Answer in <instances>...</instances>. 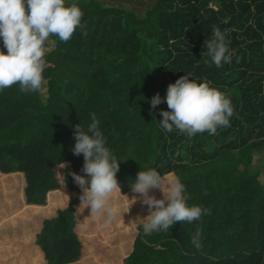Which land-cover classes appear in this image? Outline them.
<instances>
[{"label":"trees","instance_id":"trees-1","mask_svg":"<svg viewBox=\"0 0 264 264\" xmlns=\"http://www.w3.org/2000/svg\"><path fill=\"white\" fill-rule=\"evenodd\" d=\"M72 3L86 28L67 43L50 36L42 89L0 91V264H264V0ZM215 28L235 51L222 67L201 55ZM185 74L227 95L229 127L191 139L160 128L167 104L150 101ZM92 113L121 161L122 194L131 198L138 172L156 169L166 182L179 178L188 206L208 214L145 235L147 206L129 210L119 191L107 227L106 216L79 207L81 189L67 172L84 175L83 155L71 149L74 126L86 131ZM62 161L67 170L57 169ZM197 230L200 249L191 243Z\"/></svg>","mask_w":264,"mask_h":264},{"label":"clouds","instance_id":"clouds-1","mask_svg":"<svg viewBox=\"0 0 264 264\" xmlns=\"http://www.w3.org/2000/svg\"><path fill=\"white\" fill-rule=\"evenodd\" d=\"M83 16L76 3L68 5L66 0H0V39L6 49V52L0 50V91L18 85L23 93L39 92L44 83L46 42L54 36L67 43L77 29L86 28ZM204 47L207 51L201 55L209 58L205 63L211 62L217 67L231 63L235 55L226 35L218 28L213 29L212 38L205 40ZM165 102L168 110L160 111V128L169 133L178 131L189 139L197 133L216 135L218 128L230 126L234 115L231 100L225 93L206 82L190 79V74L170 83L164 98L157 93L150 101L151 108ZM150 115L154 116L151 109ZM91 119L86 131L78 124L74 126L75 144L71 149L74 155H83L84 175L75 172H67V175H71L81 189L79 207L89 209L94 220L107 217L102 227H107L117 215L110 204L117 191L130 202L129 210L137 202L147 206L148 215L138 216L143 220L145 235L167 233L177 222L193 223L208 214V210L200 206H188L189 197L179 178L166 182L156 169L138 172L135 182L129 184L131 198L122 194L117 179L121 161L105 146L94 113ZM68 167L63 161L57 164V169L67 170ZM154 190H159L162 197L150 194ZM191 243L196 249L202 247L199 230L193 234Z\"/></svg>","mask_w":264,"mask_h":264},{"label":"rangeland","instance_id":"rangeland-1","mask_svg":"<svg viewBox=\"0 0 264 264\" xmlns=\"http://www.w3.org/2000/svg\"><path fill=\"white\" fill-rule=\"evenodd\" d=\"M109 1H116V0H108V2ZM122 1H127V0H122ZM150 1H146V5L148 6L150 3H149ZM131 7H136L137 8V12L139 13V14H143L144 13V11H145V7H144V5H141V4H139V3H132L131 4Z\"/></svg>","mask_w":264,"mask_h":264}]
</instances>
